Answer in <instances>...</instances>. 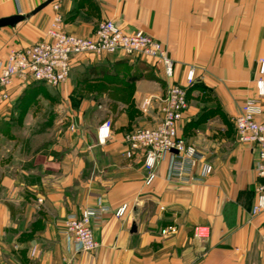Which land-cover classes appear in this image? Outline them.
Listing matches in <instances>:
<instances>
[{
  "label": "crops",
  "instance_id": "crops-1",
  "mask_svg": "<svg viewBox=\"0 0 264 264\" xmlns=\"http://www.w3.org/2000/svg\"><path fill=\"white\" fill-rule=\"evenodd\" d=\"M44 1L0 0V18L31 12ZM55 13L63 32L85 38L107 20L125 33L143 31L174 62L171 79L152 60L119 54L79 56L71 73L88 69L100 75L140 60L160 71L166 94L194 67L196 81L178 132L201 159L191 171L194 180L185 181L168 177L172 157L166 156L148 183L143 157L124 156L123 136L159 120L162 92L145 76L133 80L131 98L135 112L151 99L148 114L128 115V106L118 104L105 144H98L96 129L70 133L56 123L31 154L9 156L4 132L33 86L14 80L4 88L7 100L0 97V264H264V215H250L260 181L254 169L258 150L238 144L233 125L243 102L255 94L258 60L264 57V0H54L37 13L45 31L35 38L19 28H0V60L12 48L44 40ZM110 77L118 81L121 75ZM63 85L65 97L70 81ZM22 106L36 128L37 113L28 115L30 106ZM262 107L264 116V98ZM60 130L64 135H57ZM204 166L209 174L199 179ZM122 206L125 212L117 217ZM88 207L100 212L91 221L98 247L78 252L64 238L63 225L67 215ZM170 225L177 232L162 236ZM198 225L209 227L208 240L193 238Z\"/></svg>",
  "mask_w": 264,
  "mask_h": 264
},
{
  "label": "built area",
  "instance_id": "built-area-1",
  "mask_svg": "<svg viewBox=\"0 0 264 264\" xmlns=\"http://www.w3.org/2000/svg\"><path fill=\"white\" fill-rule=\"evenodd\" d=\"M55 11L58 6L53 5ZM61 16L55 13L46 30L44 40L26 47L11 49L4 60H0V97L7 100L4 88L14 80L22 84H44L58 87L66 82L72 69V62L79 56L102 57L119 54L135 59L152 60L163 72L164 78L171 79L174 74V62L165 47L143 31L125 33L112 21L101 22L92 37L85 38L65 33L60 28ZM196 81L195 68L185 71L180 83L168 86L165 96L160 99V120L152 127L135 129L123 136L126 158L140 155L143 157L146 181L150 183L156 176V169L166 156H171L168 177L178 180H194L190 175L196 162L201 159L197 149L186 143L179 135L178 124L187 109V93ZM264 98V57L258 60L255 94L246 99L234 117L235 141L241 145H252L258 150L255 173L260 180L255 186V201L250 215H264V116L262 100ZM151 99L142 101L141 109L147 112ZM111 136V122L104 121L97 129L96 137L100 145ZM210 168L204 166L202 177L209 174ZM126 206L117 210L121 217ZM99 209L88 207L78 214H69L65 218L62 234L76 251L93 252L97 249L91 221L99 215ZM177 232L175 226H167L160 231L162 236ZM193 238L206 241L210 229L205 225L193 228Z\"/></svg>",
  "mask_w": 264,
  "mask_h": 264
},
{
  "label": "rangeland",
  "instance_id": "rangeland-1",
  "mask_svg": "<svg viewBox=\"0 0 264 264\" xmlns=\"http://www.w3.org/2000/svg\"><path fill=\"white\" fill-rule=\"evenodd\" d=\"M30 10V8H27L23 15H28ZM44 25V19L35 14L23 20L15 28L16 30L19 28V31H23L27 37L35 38L44 30ZM47 27L45 26L46 29ZM15 28L9 30L15 32L13 31ZM117 73L121 77H118L120 78L118 81H114L110 75H116ZM137 76H145L144 79L158 83L153 86H158L159 88H157L162 92L161 97L157 99L160 104V99L165 96V81L161 79L163 76L155 67H150L140 62V60L125 63L117 69L105 71L104 74L100 75L97 71L94 75L88 74V69L76 74L70 72L66 82L70 81L71 91H66L67 95L65 97L60 95V89H62L65 82L58 87L33 84L30 87L31 92L28 94V100L17 103L21 108L15 114L17 116L12 117L4 132V136L8 140V148L11 150L9 156H27L31 154L33 148L37 145L36 142L41 138L43 140L48 138L51 126L56 123L57 128L63 125V130L70 133L81 131V128H84L86 132L92 129H96L97 132L98 127L104 121H110L112 127L114 119L118 117L116 106L121 103L128 106L126 109L128 115H147L148 113L143 112L142 109L140 110V107L135 112L132 106L131 96L135 91L133 80ZM126 78L131 79L126 81ZM23 104L27 105L25 107L30 106L28 115L34 116L37 113L38 122H40L37 126L38 129L33 126L32 122L28 123L25 116L27 110L22 108ZM55 107H57V111L54 110ZM138 128L144 127H137L136 129ZM63 133L64 131L60 130L57 135H64Z\"/></svg>",
  "mask_w": 264,
  "mask_h": 264
},
{
  "label": "water",
  "instance_id": "water-1",
  "mask_svg": "<svg viewBox=\"0 0 264 264\" xmlns=\"http://www.w3.org/2000/svg\"><path fill=\"white\" fill-rule=\"evenodd\" d=\"M54 0H45L38 6H36L28 15L16 14L8 17L0 18V28L4 27H15L18 23L22 22L26 18L37 14L39 11L50 5ZM135 229L134 224L132 225V231Z\"/></svg>",
  "mask_w": 264,
  "mask_h": 264
},
{
  "label": "trees",
  "instance_id": "trees-1",
  "mask_svg": "<svg viewBox=\"0 0 264 264\" xmlns=\"http://www.w3.org/2000/svg\"><path fill=\"white\" fill-rule=\"evenodd\" d=\"M193 87V86H192ZM189 91V90H188ZM188 94V93H187Z\"/></svg>",
  "mask_w": 264,
  "mask_h": 264
}]
</instances>
